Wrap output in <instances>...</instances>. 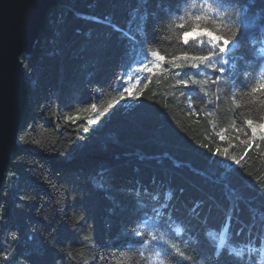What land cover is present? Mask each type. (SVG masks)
<instances>
[{
  "label": "trees",
  "instance_id": "obj_1",
  "mask_svg": "<svg viewBox=\"0 0 264 264\" xmlns=\"http://www.w3.org/2000/svg\"><path fill=\"white\" fill-rule=\"evenodd\" d=\"M192 2L204 0L51 7L21 57L28 102L0 192L9 256L0 264H140L139 253L167 264H264V143L247 144L243 123L264 121V91L252 92L264 83V0H208L217 11L202 26L240 31L227 59L241 78L185 91L176 81L188 77L157 68L150 53L206 54L200 41L180 43L179 25L203 11ZM137 220L144 244L131 235ZM154 233L168 243L152 242Z\"/></svg>",
  "mask_w": 264,
  "mask_h": 264
},
{
  "label": "water",
  "instance_id": "obj_2",
  "mask_svg": "<svg viewBox=\"0 0 264 264\" xmlns=\"http://www.w3.org/2000/svg\"><path fill=\"white\" fill-rule=\"evenodd\" d=\"M57 0H0V192L19 148L28 102L24 53H30Z\"/></svg>",
  "mask_w": 264,
  "mask_h": 264
},
{
  "label": "snow or ice",
  "instance_id": "obj_3",
  "mask_svg": "<svg viewBox=\"0 0 264 264\" xmlns=\"http://www.w3.org/2000/svg\"><path fill=\"white\" fill-rule=\"evenodd\" d=\"M161 3H168V0H161ZM201 8L203 11L200 15H196L193 17V20L196 22L190 28L185 27V23H181L179 25L181 29L180 34V43L185 48H188L190 44L195 41H200L203 45L207 46V52L203 55H192L187 51L181 52L178 55H175L171 58H167L166 56L160 54L159 52L153 51L150 55L155 59L156 67H161L162 62H166L168 66L175 72V74L179 76H186L187 79H177L176 83L178 85H183L185 91H193L195 90L193 86L201 85L202 88L204 85H211L213 87H225L229 80H235L236 84L233 87L237 86V83L241 77H237L233 74L232 70L229 67V61L227 57L231 55L232 46L239 42L240 31L230 29V36H222L219 32L209 29L207 27L202 26L200 22L204 20L210 19L209 13L217 11V9L213 6V3L208 2V0H204V3L197 4L192 3L191 9ZM189 9H185V15H189ZM178 18L181 22L185 21V15L181 16L179 14ZM224 15V13H221ZM175 22V21H173ZM191 33L190 35H187ZM206 38V39H205ZM224 59L223 63H216V61ZM185 67L192 71V75L189 76L188 71H184ZM147 71L149 73L153 72V68H148ZM201 73H204L208 76L207 79L200 80L196 77H199ZM254 78V74L252 77H249L245 80H251ZM189 81L191 83H189ZM147 86V85H146ZM247 86V85H246ZM245 86V87H246ZM125 91H128L127 89ZM264 91V83H261L258 87L253 88L252 92H262ZM207 94V93H206ZM92 109L94 110L96 105L93 104ZM251 129L250 138L246 141L247 144H252L258 138V130L260 132L259 139L264 140V123H255L253 120L248 119L243 121ZM223 139V136H221ZM226 151V150H225ZM164 211H167V208H164ZM2 219V217H0ZM138 227L135 230L131 229V235L135 238H139L136 242L139 244H144V237L148 235L143 231L144 224L140 223L139 220L134 222ZM159 229H168V226L161 222L156 225ZM181 230L179 228L176 229L177 234ZM139 232L140 235L136 233ZM162 241L167 244L168 242L164 239L162 235L158 236L155 233L152 235V242ZM223 244V241H221ZM171 247L175 248V245H171ZM183 255V253H181ZM240 253H237L239 256ZM0 260L8 261L9 256L7 253L0 250Z\"/></svg>",
  "mask_w": 264,
  "mask_h": 264
},
{
  "label": "clouds",
  "instance_id": "obj_4",
  "mask_svg": "<svg viewBox=\"0 0 264 264\" xmlns=\"http://www.w3.org/2000/svg\"><path fill=\"white\" fill-rule=\"evenodd\" d=\"M194 3V2H192ZM192 3H189L187 4V8H191L192 6ZM181 11L183 12L184 11V8L182 7ZM181 16H183L181 14ZM191 33L187 34V35H190ZM138 226H135L133 227V229L135 230V228H137ZM137 235H140L139 232L136 233ZM149 235H151V233H149ZM139 256H140V264H144L145 261H147V264H167V262L164 260V259H159L158 261L157 260H147L145 259L140 253H139ZM157 258H159V255L157 254V256H155Z\"/></svg>",
  "mask_w": 264,
  "mask_h": 264
},
{
  "label": "rangeland",
  "instance_id": "obj_5",
  "mask_svg": "<svg viewBox=\"0 0 264 264\" xmlns=\"http://www.w3.org/2000/svg\"><path fill=\"white\" fill-rule=\"evenodd\" d=\"M260 123H264V121L263 122H260ZM259 134H260V132L258 130V137H259ZM261 142L264 143V140H261Z\"/></svg>",
  "mask_w": 264,
  "mask_h": 264
}]
</instances>
